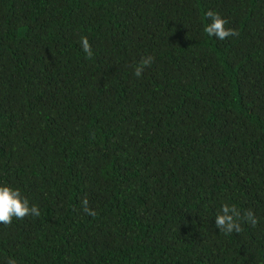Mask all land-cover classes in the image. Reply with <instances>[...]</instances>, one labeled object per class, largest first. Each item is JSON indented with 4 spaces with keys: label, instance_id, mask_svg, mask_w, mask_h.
<instances>
[{
    "label": "trees",
    "instance_id": "trees-1",
    "mask_svg": "<svg viewBox=\"0 0 264 264\" xmlns=\"http://www.w3.org/2000/svg\"><path fill=\"white\" fill-rule=\"evenodd\" d=\"M5 185L0 264H264V0H0Z\"/></svg>",
    "mask_w": 264,
    "mask_h": 264
},
{
    "label": "clouds",
    "instance_id": "clouds-1",
    "mask_svg": "<svg viewBox=\"0 0 264 264\" xmlns=\"http://www.w3.org/2000/svg\"><path fill=\"white\" fill-rule=\"evenodd\" d=\"M206 16L211 21L204 29L208 36H214L223 41L230 36L239 35V32L235 29L225 27L228 21L218 13L209 10ZM81 46L86 57L91 59L93 52L86 36L81 38ZM153 62L154 57L152 56L142 57L140 64L134 69L135 75L140 77L145 67L151 66ZM82 204L84 205L83 210L88 215H95V212L87 207V198L82 201ZM29 215L40 216L39 208L36 205L30 206L29 200L21 194L19 189H14L7 185L0 186V223L10 225L13 218L23 219ZM242 220L250 222L253 227L258 222L252 211H245L243 216H241L240 210L235 205L229 206L228 204H224L216 216L215 225L224 234L240 233L242 231ZM7 264H17V262L14 258H9Z\"/></svg>",
    "mask_w": 264,
    "mask_h": 264
}]
</instances>
